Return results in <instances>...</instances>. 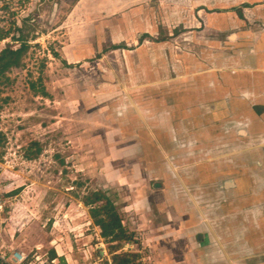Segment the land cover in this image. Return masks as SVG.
Instances as JSON below:
<instances>
[{
  "label": "crops",
  "instance_id": "obj_1",
  "mask_svg": "<svg viewBox=\"0 0 264 264\" xmlns=\"http://www.w3.org/2000/svg\"><path fill=\"white\" fill-rule=\"evenodd\" d=\"M68 7L48 32L64 31L60 61L78 65L84 95H100L93 103L105 141L91 164L99 177L111 166L93 190L100 199L85 205L83 193L68 211L110 203L135 235L122 249L150 264H264V152L240 136L257 134L247 104L264 87V0ZM66 233L43 256L87 264L100 244L98 262H108L92 223Z\"/></svg>",
  "mask_w": 264,
  "mask_h": 264
},
{
  "label": "rangeland",
  "instance_id": "obj_2",
  "mask_svg": "<svg viewBox=\"0 0 264 264\" xmlns=\"http://www.w3.org/2000/svg\"><path fill=\"white\" fill-rule=\"evenodd\" d=\"M74 2L9 0L14 19L28 26L36 38L29 42L18 67L0 78V254L6 258L13 251L23 253L29 262L35 254L41 261L44 254L51 257L52 237L67 243L68 227L91 224L92 216L82 207L73 204L75 209L68 211V200L86 193V205L95 186L104 177L110 178L111 166L102 168L105 173L99 177L98 168L91 164L94 151L102 149L99 141H105L104 133H98L102 116L93 103L100 95H94L93 89L84 95L79 89L78 65L68 67L60 61L64 31L48 32L63 25L68 5ZM1 16L5 13L0 12ZM5 43L18 48L14 35L0 42V50ZM95 246L100 244L94 245L85 262L109 264L106 251L108 262H98L103 246L100 251ZM140 261L151 263L143 256Z\"/></svg>",
  "mask_w": 264,
  "mask_h": 264
},
{
  "label": "trees",
  "instance_id": "obj_3",
  "mask_svg": "<svg viewBox=\"0 0 264 264\" xmlns=\"http://www.w3.org/2000/svg\"><path fill=\"white\" fill-rule=\"evenodd\" d=\"M0 12L5 13L4 17H0V42L14 35L15 43L18 45V48L13 49V44L5 43L0 50V78H3L10 70L18 67L21 55L29 48V42L36 37L28 26L17 23L14 19L16 13L10 11V5L6 3V0H0ZM99 199L98 193H92L87 205L94 204ZM90 220L98 229L99 236L105 245L109 264H141L139 254L121 252L124 243L135 242L136 239L133 233L124 230L119 215L110 203L95 207V214Z\"/></svg>",
  "mask_w": 264,
  "mask_h": 264
},
{
  "label": "flooded vegetation",
  "instance_id": "obj_4",
  "mask_svg": "<svg viewBox=\"0 0 264 264\" xmlns=\"http://www.w3.org/2000/svg\"><path fill=\"white\" fill-rule=\"evenodd\" d=\"M264 79V76L263 78ZM255 89V100L253 103H248V109L252 111V115L255 117V121L249 119V124L255 126L257 129V134L247 135L246 137L240 135L242 138H254V143H256L257 150L264 152V87H254ZM252 90V89H251ZM251 142V141H250ZM248 140V143H250Z\"/></svg>",
  "mask_w": 264,
  "mask_h": 264
},
{
  "label": "built area",
  "instance_id": "obj_5",
  "mask_svg": "<svg viewBox=\"0 0 264 264\" xmlns=\"http://www.w3.org/2000/svg\"><path fill=\"white\" fill-rule=\"evenodd\" d=\"M6 3L7 4H10L9 3V0H6ZM86 213L88 216H92L93 214H95V207L94 206H91L89 207L87 210H86ZM128 248H131V247H128L126 246L125 248H123L125 251L128 249ZM36 259V258H34ZM33 259V260H34ZM36 263L35 264H38L41 260L40 259H37L35 260ZM32 262H29L23 253L21 252H17V251H13L9 258H6L5 256H3L2 254H0V264H31ZM41 264H56L55 261L49 259V258H44L41 262ZM39 263V264H40ZM34 264V263H32Z\"/></svg>",
  "mask_w": 264,
  "mask_h": 264
},
{
  "label": "water",
  "instance_id": "obj_6",
  "mask_svg": "<svg viewBox=\"0 0 264 264\" xmlns=\"http://www.w3.org/2000/svg\"><path fill=\"white\" fill-rule=\"evenodd\" d=\"M95 249L100 251L101 250V246H95Z\"/></svg>",
  "mask_w": 264,
  "mask_h": 264
},
{
  "label": "bare ground",
  "instance_id": "obj_7",
  "mask_svg": "<svg viewBox=\"0 0 264 264\" xmlns=\"http://www.w3.org/2000/svg\"><path fill=\"white\" fill-rule=\"evenodd\" d=\"M230 39H233V37H230Z\"/></svg>",
  "mask_w": 264,
  "mask_h": 264
}]
</instances>
